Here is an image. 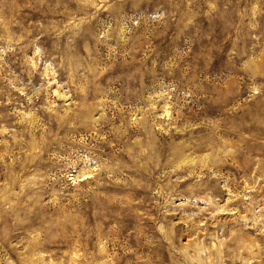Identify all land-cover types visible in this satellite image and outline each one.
<instances>
[{
  "label": "rangeland",
  "instance_id": "rangeland-1",
  "mask_svg": "<svg viewBox=\"0 0 264 264\" xmlns=\"http://www.w3.org/2000/svg\"><path fill=\"white\" fill-rule=\"evenodd\" d=\"M0 264H264V0H0Z\"/></svg>",
  "mask_w": 264,
  "mask_h": 264
}]
</instances>
